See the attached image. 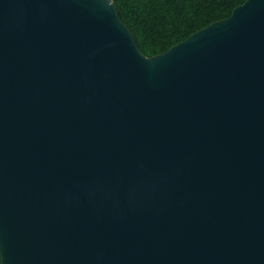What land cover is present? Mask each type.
<instances>
[{"label":"water","instance_id":"1","mask_svg":"<svg viewBox=\"0 0 264 264\" xmlns=\"http://www.w3.org/2000/svg\"><path fill=\"white\" fill-rule=\"evenodd\" d=\"M2 264H264V0L147 57L113 0H0Z\"/></svg>","mask_w":264,"mask_h":264},{"label":"trees","instance_id":"2","mask_svg":"<svg viewBox=\"0 0 264 264\" xmlns=\"http://www.w3.org/2000/svg\"><path fill=\"white\" fill-rule=\"evenodd\" d=\"M139 49L164 53L215 21L231 16L247 0H113ZM0 264L1 255H0Z\"/></svg>","mask_w":264,"mask_h":264}]
</instances>
